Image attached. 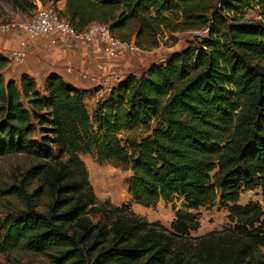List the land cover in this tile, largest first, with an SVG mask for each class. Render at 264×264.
Here are the masks:
<instances>
[{
	"label": "trees",
	"instance_id": "1",
	"mask_svg": "<svg viewBox=\"0 0 264 264\" xmlns=\"http://www.w3.org/2000/svg\"><path fill=\"white\" fill-rule=\"evenodd\" d=\"M39 1L78 31L105 23L143 50L164 32H205L117 79L91 111V91L57 74L6 78L0 52V156L30 160L0 188V253L53 264H264V210L238 202L254 189L264 200V22L243 17L255 8L264 19V0H64L61 10L60 0ZM81 154L128 170L136 204L170 202L169 226L97 205ZM216 204L229 226L191 236L199 208Z\"/></svg>",
	"mask_w": 264,
	"mask_h": 264
},
{
	"label": "rangeland",
	"instance_id": "2",
	"mask_svg": "<svg viewBox=\"0 0 264 264\" xmlns=\"http://www.w3.org/2000/svg\"><path fill=\"white\" fill-rule=\"evenodd\" d=\"M36 1V0H35ZM40 6L52 8L49 1H45ZM38 8V7H37ZM29 9L27 5L25 8L14 6L11 0H0V23L10 21H26L32 18L36 9ZM244 18H253L261 20L257 9L250 8L243 14ZM132 27H128L124 33L129 34ZM205 31L188 30L179 32H164L160 37L159 46L150 50L125 49V61H128L126 67L118 72L113 73L108 77L98 78L96 76H88L94 87L104 88L111 86L117 79L122 78L127 73H136L137 75L146 69L152 63L163 62L164 59L172 52L182 49L187 42L197 36H201ZM204 35V34H203ZM70 37V36H69ZM72 38V37H71ZM74 39V38H72ZM76 40V39H74ZM78 41V40H76ZM82 42V41H80ZM130 42L133 43V40ZM134 44V43H133ZM92 78V79H91ZM93 80V81H92ZM105 94V93H104ZM90 96L86 98V105L91 111ZM88 173V179L92 186L93 192L97 198V205L104 204V208L108 211L112 208L119 207L118 213H134L148 222L158 221L160 224L168 227L170 222L174 219V209L170 202L159 200L155 206L143 207L132 201L127 192V185L125 183L126 177L130 174L128 170L115 167L108 163H99L89 154H81ZM30 163L28 157L24 155H2L0 156V188L5 184L15 181L19 173L24 170ZM12 201H15L12 199ZM240 204L248 202H258L264 210V200L262 199L259 189L244 190L240 194L238 200ZM0 203H6V199L0 195ZM179 207V202H176ZM4 207L3 205L0 206ZM2 208L1 215L4 214ZM199 228L192 231L191 236H200L206 234L210 230H222L229 226L227 220V210L219 207L217 204L210 208H199L198 210ZM95 220V218H93ZM264 252V247L260 248ZM0 264H53L50 258L44 254H36L23 250L13 251L9 253H0Z\"/></svg>",
	"mask_w": 264,
	"mask_h": 264
},
{
	"label": "crops",
	"instance_id": "3",
	"mask_svg": "<svg viewBox=\"0 0 264 264\" xmlns=\"http://www.w3.org/2000/svg\"><path fill=\"white\" fill-rule=\"evenodd\" d=\"M37 7L41 5L35 1ZM36 7V8H37ZM56 8H64V0L56 3ZM25 48L27 59L21 65L9 64L4 72L6 78H18L22 73L42 82L49 74H57L64 81L81 89L90 90L91 109L96 100L104 95L110 86L94 87L88 76L108 77L126 67L125 52L114 51L106 54V44L100 41L80 42L60 33L41 35L34 38L24 33L10 30L0 32V52L6 55L11 50Z\"/></svg>",
	"mask_w": 264,
	"mask_h": 264
},
{
	"label": "built area",
	"instance_id": "4",
	"mask_svg": "<svg viewBox=\"0 0 264 264\" xmlns=\"http://www.w3.org/2000/svg\"><path fill=\"white\" fill-rule=\"evenodd\" d=\"M10 30L22 32L29 38L60 33L82 42L100 41L106 44L105 51L108 56H111L114 51L125 49L138 50V47L132 42L123 41L113 36L108 25L105 23L92 22L84 29L78 31L70 25L65 17L59 15L56 10L44 6H39L34 16L29 20L0 23L1 33ZM6 56L11 64L21 65L27 59V52L23 47L11 50Z\"/></svg>",
	"mask_w": 264,
	"mask_h": 264
}]
</instances>
